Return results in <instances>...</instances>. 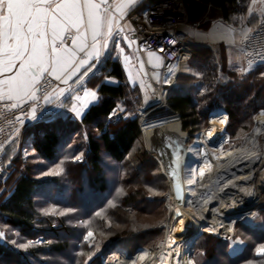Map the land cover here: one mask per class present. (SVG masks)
Here are the masks:
<instances>
[{"label": "trees", "instance_id": "1", "mask_svg": "<svg viewBox=\"0 0 264 264\" xmlns=\"http://www.w3.org/2000/svg\"><path fill=\"white\" fill-rule=\"evenodd\" d=\"M204 3L230 20L240 10L238 0H204ZM188 65L195 75L178 74L167 95L165 114L178 116L182 131L193 137L205 121L208 109L217 105L210 106L209 98L220 100L236 128L234 134L228 130L230 137L249 132L254 117L264 112V65L253 66L241 74L237 69H227L223 53H213L206 48L191 49ZM100 91L105 98L86 112L81 123L96 127L102 133L50 131L35 144L41 158H47L49 171L62 169L58 175L36 179L31 170L28 173L15 171L8 189L0 178V218L15 226L22 238L42 241L37 249L26 251L0 242V264H100L97 241L99 244L120 242L134 250L139 246L152 247L158 240V236L152 235H157L160 229L153 227L147 232L150 235L147 239L136 241V237L127 232L131 223L125 220L128 217V222L131 220L134 224L137 212L149 213L155 209L158 196H151L144 189L151 186L164 192L168 190L167 180L158 162L143 151L138 115L106 130L101 123L95 124L97 120L107 123L105 118L114 106V98L123 96L120 88L101 87ZM45 105L49 107L50 103ZM219 113L226 120L223 111ZM162 116H165L163 112ZM213 118L211 124L224 126L220 118ZM13 145L4 152L3 167L9 154H13ZM76 156H80V160H74ZM144 160L149 161L146 174L143 169L136 174V165ZM43 201L69 213L52 214L47 219L40 217L37 205ZM123 211L128 215L121 218ZM259 213L264 215V210ZM89 231L93 235L85 239ZM231 238L244 242L240 251L231 253L228 240L202 234L194 244L196 264H264V255L256 251L264 246V220L261 228L242 219L236 221Z\"/></svg>", "mask_w": 264, "mask_h": 264}, {"label": "snow or ice", "instance_id": "2", "mask_svg": "<svg viewBox=\"0 0 264 264\" xmlns=\"http://www.w3.org/2000/svg\"><path fill=\"white\" fill-rule=\"evenodd\" d=\"M142 3L143 0H0V105L12 111L13 115L20 111L35 119L36 108L33 105L38 106L41 100L45 104L54 100L66 102V93L83 87L89 74L95 75L94 69L109 54L110 46L121 50V44L117 42L120 39L129 47L137 43L135 31L123 22ZM256 3L257 0H252L253 5ZM247 11L251 14L254 9L249 7ZM261 15H264V11ZM244 19L241 16V24ZM251 31L253 30L239 28L234 22L219 26V31L215 33L203 34V38L226 41L229 47L235 49L237 58L240 59V54L246 53L251 41L255 39V36L249 35ZM239 37L242 39H238ZM170 43L174 45L175 40ZM238 43L242 46L236 47ZM132 58H135L134 53ZM125 60L129 61L130 57L125 56ZM149 62L159 66L163 57L149 52ZM252 65L253 61L248 60L247 68L237 70L243 74L251 70ZM49 78L65 87L51 89ZM164 82L170 83L171 77ZM95 98L96 92L85 90L81 107ZM28 108H31L30 112L27 111ZM71 110L77 117L81 115L76 105ZM15 120L23 124L21 116H15ZM75 159L80 160V156ZM61 171L62 169L55 168L45 175H58ZM188 182L192 183V180ZM3 235L0 233V238ZM92 235L89 231L85 239ZM238 242L232 239L229 247ZM30 246L18 245L23 249ZM256 251L259 255H264V246ZM189 264H192L191 260Z\"/></svg>", "mask_w": 264, "mask_h": 264}, {"label": "bare ground", "instance_id": "3", "mask_svg": "<svg viewBox=\"0 0 264 264\" xmlns=\"http://www.w3.org/2000/svg\"><path fill=\"white\" fill-rule=\"evenodd\" d=\"M188 20V15L178 19L179 24H184ZM192 24L194 27L197 26L194 22ZM186 46L189 51L187 54L190 55L191 48L187 43ZM164 98L162 90L155 88L153 107L165 108ZM148 116L147 112L142 113L140 125L147 145L152 149V156H155L156 148L160 144L173 143L180 147L184 143V136L180 134V126L179 124L177 126L174 117L147 123ZM259 120L255 134L264 131L262 126L264 116H260ZM217 133L218 126L214 124L207 133L200 134L194 144L186 148L187 164L198 162L199 165L188 179L183 173L185 196L183 205L178 206L179 221L176 224L164 226L165 237L157 249L152 252L141 249L136 255H132L113 248L109 251L110 257L107 258V264H137L138 259L141 261L140 264H177V260L179 264H189L191 256L189 249L186 248L184 253L180 252V246L186 242V239L197 237L198 231L208 235L233 234L232 222L253 209L256 200L264 197V152L260 153L256 147L252 146L239 151H229L220 156H212L206 140L218 137ZM196 158H198L197 161ZM189 180H192L193 188L189 187ZM167 204L168 213L171 214L177 207L171 192H169ZM199 227L202 229L198 230ZM207 229L215 231L209 232Z\"/></svg>", "mask_w": 264, "mask_h": 264}, {"label": "crops", "instance_id": "4", "mask_svg": "<svg viewBox=\"0 0 264 264\" xmlns=\"http://www.w3.org/2000/svg\"><path fill=\"white\" fill-rule=\"evenodd\" d=\"M159 1L162 0H143L142 5L130 13V15L125 18L123 23L130 26V28L133 30V25L130 20H128V18L132 15H140L144 8ZM238 1L240 10L235 15H233L232 20L227 19L226 16L223 17L218 14L214 9L206 5L204 0L202 1V6L200 5L201 7L197 4H194L196 7L191 9V16H189L188 13L187 15L189 20L191 19L194 23H196L197 26H199L194 30L188 28L182 29L188 46L190 45L189 47L194 50L206 48L213 53L219 51L224 54L226 61L227 59L229 60V55L232 53V47H229L226 41L203 38V34L215 33L219 31V26L233 24L234 22L239 28L254 29L264 18V15H261V12L264 11V2L257 0V3L253 5L252 0ZM249 7L254 9L251 14H249L247 11ZM202 9H208L211 11L203 13L205 10ZM241 16L245 17L243 24L240 23ZM129 35H131V32H129ZM241 38L242 37H239L238 39ZM117 42L121 44L123 55H121V50L111 48L110 46L109 54L106 55L102 62L99 63L94 69L95 75L89 74L87 83L83 87L77 89L74 92L66 93L68 98L64 103H61L60 100H54L52 103H50L49 107H47L46 113L42 116L39 122L28 123L22 128L14 141V149L11 151L13 154L9 160L10 164L7 166L5 164L7 169L5 166L3 167V172L0 178H3V180L6 179L10 171H17L16 173H28V171L31 170L30 166L35 163L36 174L33 175L35 172L33 173V170H31L33 178H47V175L44 177L39 176L41 173L48 171L46 166L47 162L45 161L47 158H41L40 154L36 150L37 148L35 149V144H37L42 139L45 133L50 131L60 134H73L75 131L84 134L88 132L102 133V131L96 127H90V125L81 123L86 112L92 106L100 104L105 98V95L100 91L101 87L111 89L120 88L123 94V96L119 95L114 98V106L105 118L108 124H103L102 120L96 121L95 124H102L103 130H106V128L110 127L112 128L114 125L122 123L126 120L130 121L135 119L138 113L137 110L140 111V113L142 111L147 112V116H150L152 113H157L159 110H166V108H150V103L154 99V95H151L154 93L152 86L153 84L156 86H161V64L159 66H154L153 63H150L149 53L140 55L136 50L135 44L129 47V45L123 41V39H120ZM236 46L239 47V43ZM133 53L135 54V58H132ZM125 56H129L130 60L126 61ZM188 59L181 63L179 73H190L189 71L191 68L188 65ZM141 62H143L142 69ZM63 87L65 86L58 82V85L55 89ZM73 87L75 88V85ZM85 90L96 92V98L94 100H88L87 105L85 107H81V104L84 101ZM73 105H76V107L80 110L81 115L79 117H77L76 113L71 110ZM30 151H32V153H29Z\"/></svg>", "mask_w": 264, "mask_h": 264}, {"label": "rangeland", "instance_id": "5", "mask_svg": "<svg viewBox=\"0 0 264 264\" xmlns=\"http://www.w3.org/2000/svg\"><path fill=\"white\" fill-rule=\"evenodd\" d=\"M162 1H164V0H162ZM165 1H167L166 2L167 3L166 7L165 8L163 7V9L161 11H159V12H155L154 17L161 18V19H163V21H166L168 23L169 22L175 23L176 21H178V19L184 18L187 15V13H188L189 16H191V9H194V7H196V6H194V4L202 6V1L203 0H165ZM159 2H157V3H159ZM202 10H205V11H203V13L211 11V10H208V9H202ZM187 22H189V26H187L188 29L194 30V29H197L198 26H199L198 25L197 27L190 28L192 23H193V21L190 19V21L188 20ZM237 56H238L237 52L232 47V53H230V55H229V60L227 59V61H226L227 62V64H226L227 69H231L232 70V69L243 68L242 65H241V58L238 59ZM189 72L192 73L193 75H195L193 70H192V72H191V70ZM203 90H204V88H203ZM153 92L154 93H152L151 95L155 94V88L154 87H153ZM215 103L217 105H215L210 111L208 109L205 121L192 134L193 137L190 136L186 131H184L189 136V139L186 140V135L182 132V130L180 131V134L184 136V141L186 140L185 144L188 145V146L194 144V142L196 141L197 137L200 134L207 133V131H209V129L212 128V125H213V122H214V120H213L214 118L213 117H218V118H220L222 120V123H223L224 126H222L221 123L220 124L219 123L216 124L218 126V133H219V134L217 133L218 137H215V138L211 137V138L206 140V145L208 146V148H209L208 150L210 151V154L212 156H220V155H222V154H224L226 152H229V151H234V150L239 151V150H241L243 148H246V147L250 148L252 146L256 147V150L258 152L263 153L264 152V131L260 132L258 134H255V131L257 130V128L259 126V120L257 119L258 116L254 117L253 125L251 126V129H250L249 132L245 131L246 133L244 132L241 135H236L237 136L236 138L235 137L232 138V137H230L229 132H232V134H234V132H236L235 131L236 128L234 129V127L232 126L231 119H230V117L228 115V112L226 111L225 107L223 106V102H221L220 100H215L214 101V100H211L209 98L210 106H212ZM166 106H167V100H166ZM159 111L160 112L150 114L151 117H150L149 121L147 120V123L157 122L159 120H162V119H165V118H168V117H174L175 121L179 124V126L181 125V120H180V118L178 116H176V115L168 116L167 114H165V111H167V110H159ZM162 111H164L163 113H164L165 116L161 117V112ZM219 111H223V113L226 115V120H224V118L219 113ZM137 112H138L137 115H138V117H140V120H141V115H142V113H145V111H142L140 113V111L137 110ZM139 114H140V116H139ZM211 119L213 120L212 124H211ZM216 120L219 121V119H216ZM210 124H211V126H210ZM262 126H264V124ZM240 129H243V128L240 127ZM228 130H229V132H228ZM15 139H13L8 144V146L13 144ZM141 143H142V146H143V151L146 152L145 151V146H144V136L143 137L141 136ZM147 147H148V149H150V147L148 145H147ZM13 149L14 148L12 147V150ZM14 152H15V150H14ZM29 153H32V151H30ZM193 153H195V152H193ZM148 155L150 157H152L151 153L148 154ZM11 156L12 155L10 153L9 157H8V159L6 161V166L10 164L9 160H10ZM197 156L200 157L201 155H197ZM193 160H195V159H193ZM197 160H198V158H196V161ZM35 164H32L30 166V169L35 172L33 175L36 174V166H35ZM148 165H149V161L148 160H146V161L144 160L143 162H141V164L139 166L136 165V168H135L134 172L137 174L140 171V169H143L145 174H146L145 170L148 168ZM197 165H199L198 162H195L194 164H187L185 166L184 174H186L185 177L187 176L186 179H188L190 177V175L194 173V170L196 169ZM6 166H5V168L7 169ZM48 171H49V169H48ZM45 173H46V171L41 173L39 176L40 177L41 176L44 177ZM13 176H15V171H13V172L10 171L8 176L6 177V179L3 180L5 182L4 183V187L5 188H7V189L9 188V185H10V182L12 181L11 179H12ZM159 183L162 184V182H159ZM167 185H168V190H166V191L164 190V192H160V191H157L155 189H151L150 188L151 186L149 187L150 189L149 188L144 189L146 191L148 190V192H149V194L151 196L152 195H157L158 196L159 202L157 203L156 208L153 209L149 213H146L145 210L137 212L134 215L135 218H136L134 224L132 223L131 220H130V222H128V220H127L128 217H126L127 221L125 220V222L127 224L131 223V225L127 226V232L131 233L130 236L133 235L134 237H136V241H144L145 238L147 239L148 236H150V235L147 234V232L151 228L154 227V228L160 229V231L157 233V235H152V237H157L158 236L159 238L152 245V247L147 248V250H149L150 252L155 251L157 249L158 245L160 244V242L162 240H164V237H165L164 226L166 224L173 225V224H176L177 221H179L180 215L179 216H174L172 213L171 214L168 213V210H167L168 204L166 203L167 199L165 200L166 195H167V193L170 190L168 181H167ZM193 186H194L193 183H189V187L190 188H193ZM159 187L162 188V185H160ZM152 190H154V191H152ZM136 199L139 201L140 200L139 196H137ZM149 199H151V198H149ZM0 200H1V197H0ZM166 206H167V208H166ZM125 210H127V208ZM261 210H264V197L256 200L254 208L251 209L249 212H247L245 215L235 219V221H240L242 219L245 222H247L248 224L253 225L256 228H261L262 225H263V220H264V215L262 213H259ZM37 213L40 215V217H46L45 219H47V218H49V215H52V214L63 215V214H68L69 211L68 210L60 211L59 209L55 208L54 206H51L47 202L43 201V202H39V204L37 205ZM45 213H47V214H45ZM121 213H122V214H120L121 218L125 217V215L126 216L128 215L126 211H123ZM253 213H255V215H253ZM134 216H131V217H134ZM200 219L201 218H199V220ZM201 221L203 222L202 219H201ZM233 228H234V226H233ZM201 229H202V227L198 228V230H201ZM233 232H234V230H233ZM0 233L4 234L3 238H0V242L3 245H6V246H8V247H10L12 249H15V250L26 251L27 249H29V250L30 249H37L39 247V245H41V242H42L40 240L29 239L28 237L27 238H22L20 231L15 226H13V225H11L9 223H6L5 221L3 222L1 218H0ZM57 233H59V232H57ZM201 235H202L201 232L198 231L197 235H196L197 237L194 236L195 238L194 237H190V238L186 239V242L182 243L181 246H180V252H182V253L185 252L184 250H186V248L189 249V253H190V255H192V256H190V260H191V262H193V264L196 263L195 256H196L197 253L196 252L194 253V246H192V244L194 243V241L196 243L197 239ZM192 238H194V239H192ZM232 239L233 238H228L226 240H228L229 244H231ZM236 240H238L239 242L234 244V245H232L231 248L230 247L228 248V251L231 252V253H236V252L240 251L242 249V247L244 246V242L243 241H241L239 239H236ZM13 242H15V243H13ZM48 243H50V242H48ZM20 244H30L31 246L29 248H27V249H23V248L18 247V245H20ZM95 245H96V248H97V253H98L99 257H100V261L103 258V264H107L106 263L108 261L107 258L110 257V256H108V255H110L109 251L111 249H113V248L119 249L124 254L127 253V254H132V255H136L139 250L146 248V247H143V248H140L138 250H136V249L129 250L127 248V246H125L123 243H120V242H117V243L102 242L101 244H99L98 241H97ZM139 247H142V246H139ZM191 248H192V251H191ZM46 256H43V257L46 259ZM193 259L195 260V263H194ZM140 263H141V261L138 259L137 264H140Z\"/></svg>", "mask_w": 264, "mask_h": 264}, {"label": "built area", "instance_id": "6", "mask_svg": "<svg viewBox=\"0 0 264 264\" xmlns=\"http://www.w3.org/2000/svg\"><path fill=\"white\" fill-rule=\"evenodd\" d=\"M161 2V1H160ZM151 4L148 7L144 8L140 15H132L128 18L133 25V30L135 31V38L137 43L136 50L140 55L147 54L149 52L154 53L157 56L163 57V62L160 66V75L162 77L161 86H156L155 88H160L165 95L164 102L166 107L167 94L170 89L175 84L176 78L179 74L180 65L190 55L187 54L188 47L186 46V38L182 31L183 28L189 26V22L184 24H179V21L175 23L163 21V19L154 17L155 12H159L165 8L167 1L163 3ZM157 5L162 6L161 8L155 7ZM193 24L190 28H193ZM249 33L250 36H255V39L251 41V44L248 46L246 53L241 54V65L243 68L248 67V60L253 61V66L264 65L262 61V54H264V18L257 24V26L252 29ZM242 39V38H241ZM175 40L173 45L170 41ZM70 45V41L68 42ZM242 45L239 44V47ZM164 49V51H161ZM171 77L170 83H165V79ZM51 83V89H55L58 85V81L49 78ZM50 89V91H51ZM155 95V94H154ZM36 108L35 119L29 118L25 113L16 111L13 115L12 111L6 108L3 105H0V145H2V150H0V176L3 172V159L4 152L8 144L16 138L22 128L28 123L39 122L42 116L46 113L47 107L43 100L39 102V105H33ZM151 109H156L153 107V103H150ZM28 112L31 111V108L27 109ZM21 116L23 124H20L15 120V116ZM256 116L259 120L260 116H264V112L260 111ZM260 122V120H259ZM19 129V131H16ZM172 195V193H171ZM169 197V192L166 195V199ZM167 203V202H166ZM167 208V206H166ZM235 221L232 222V225ZM233 234H217V237L220 239H226L231 237ZM192 251V249H191ZM103 264V259L101 260Z\"/></svg>", "mask_w": 264, "mask_h": 264}, {"label": "water", "instance_id": "7", "mask_svg": "<svg viewBox=\"0 0 264 264\" xmlns=\"http://www.w3.org/2000/svg\"><path fill=\"white\" fill-rule=\"evenodd\" d=\"M139 130L144 136V132L142 131L140 125V119L138 120ZM181 129V125H180ZM182 130V129H181ZM183 132V131H182ZM186 135V140L189 139L187 133L183 132ZM185 140V141H186ZM184 143L177 147L175 144H160L156 148L155 156H152L159 164L161 172L166 177L172 196L175 200L177 207L172 211L174 216L180 215V210L178 206L183 205L184 203V184H183V173L185 171V166L188 163L186 159V148L188 145ZM144 146L145 151L150 154L152 153V149H148L147 141L144 137ZM155 151V150H154ZM179 213V215H177ZM140 249V248H139Z\"/></svg>", "mask_w": 264, "mask_h": 264}]
</instances>
